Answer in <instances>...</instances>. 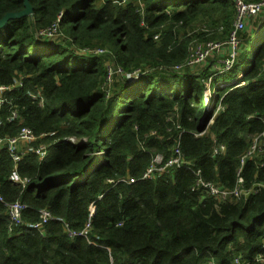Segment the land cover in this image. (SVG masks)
I'll return each instance as SVG.
<instances>
[{
	"label": "trees",
	"instance_id": "16d2710c",
	"mask_svg": "<svg viewBox=\"0 0 264 264\" xmlns=\"http://www.w3.org/2000/svg\"><path fill=\"white\" fill-rule=\"evenodd\" d=\"M29 2L31 14L0 26V85L12 86L1 134L26 126L38 136L17 167L0 149V195L27 205L12 225L0 200V264H228L264 252V187L254 188L264 182V153L240 168L264 131V12L251 32L237 30L242 51L225 68L215 55L187 60L195 42L229 40L232 0ZM24 7L0 0V19ZM53 23L55 40L39 34ZM178 142L191 163L144 178L154 155L170 157ZM216 142L226 149L213 155ZM41 143L51 144L42 160ZM198 169L227 188L241 178L251 191L225 201L201 195ZM40 209L56 218L43 232L32 227ZM88 221L86 236L64 226L81 232Z\"/></svg>",
	"mask_w": 264,
	"mask_h": 264
},
{
	"label": "built area",
	"instance_id": "2783aa9c",
	"mask_svg": "<svg viewBox=\"0 0 264 264\" xmlns=\"http://www.w3.org/2000/svg\"><path fill=\"white\" fill-rule=\"evenodd\" d=\"M232 1L235 3L237 10L234 21V29L230 34L231 38L232 37L234 38L236 36L237 30H239L244 26L245 19L248 16L256 15L260 13L262 10H264L263 9L264 0H261L259 2H247L245 0H232ZM57 27H58L57 23H53L51 26L42 29L39 32V34L44 37H53L55 35H58ZM221 45L222 42H218L214 40H210L207 42H195L194 45L190 47V54L187 60V64L195 65L204 62L209 57L214 56L217 50L221 47ZM95 52L101 53L104 52V49L101 48L96 49ZM232 62L233 60L231 61L229 57L221 61V63H224L225 68H229ZM179 66L181 65H178V67ZM214 68L217 69L219 68V66L214 65ZM15 84L19 85L20 81L17 79L15 81ZM10 90H12V86L0 85V149L7 148V150L10 152L11 156L13 157L15 166L17 167L18 162H20L23 159V157L27 154L29 150L33 149L32 142L38 140V136L29 127L26 126H23L16 135H9L6 133L1 134V127L3 124L1 117L2 106L5 103L8 104L11 103V100L6 95V93ZM31 96L34 99H38L39 104L43 105L44 97L42 96V94L33 93L31 94ZM17 118H19V112L16 108H14L11 110L7 119L12 121ZM50 145H51L50 143L47 144L41 143L35 149V153L39 156L40 160L44 159L49 154ZM225 149L226 146L224 144L216 142L212 148V154L213 155L219 154L221 152H224ZM262 153H264V131L257 133L251 138L249 147L242 154L240 158V164H241L240 168H242L243 165L249 159H252L256 156H260ZM190 163H191L190 161L185 159V156L178 142L176 145H174L173 154L170 157L166 158L163 153L155 154L151 164L147 168L143 177L144 178L154 177L155 175L157 176L158 174H162L163 172H169L175 166L182 167L185 164L189 165ZM195 175H196V181L194 188H196L197 190H201L200 193L201 195L202 194L212 195L215 198H217L219 201H225L229 198H239L242 195L247 196L251 191V190H245L243 186V180L241 178L238 180L236 186H234L233 188H227L214 181L204 179L199 169L195 172ZM11 179L14 182L23 184L24 186L29 181L28 178H22L16 172L11 176ZM130 181H134V178L130 179ZM260 187H264V182L257 183L254 188H260ZM0 200H3V202L8 208L12 225L22 224L23 223L22 213L23 210L27 208V205L19 200L13 202H6L1 195H0ZM90 209L92 215L93 212L95 211L94 203L91 204ZM39 212H40V220L36 223H33L32 227L43 232V225L51 220H55L56 218L47 209H40ZM64 226L67 229V231L71 234V236H75V235L86 236L87 230L91 228V222L88 221L86 223L85 229L82 230L81 232H75L70 230L69 225L66 222H64ZM10 228L12 227L10 226ZM262 247H264V243L262 244ZM262 261H264V252H258L252 258V260H248V259L243 260L242 255L237 254L232 258V260L228 264H255V262L256 264H260ZM207 263L218 264L214 257H211Z\"/></svg>",
	"mask_w": 264,
	"mask_h": 264
},
{
	"label": "rangeland",
	"instance_id": "374dc122",
	"mask_svg": "<svg viewBox=\"0 0 264 264\" xmlns=\"http://www.w3.org/2000/svg\"><path fill=\"white\" fill-rule=\"evenodd\" d=\"M263 12L264 11L262 10L259 13L258 16L254 17V18H251V19L249 18L250 16H248L245 19L244 27H242L243 30L244 31H247V32H251L252 31L253 23L254 22H257V19L258 20L260 19V17L262 16L261 14ZM217 23H218V26H222V21H221V18L220 17L217 18ZM258 23H259V21H258ZM258 23H257V25H258ZM221 30H222V28H221ZM52 40H55V36L53 37ZM239 41H240V39H239V37H237V34H236V36L234 38L233 37L231 38V36H229V40H225L224 42H222L221 47L217 50V52L215 53V56L213 57V59L215 58V60H216L217 63H221L222 60H224L225 58L229 57L231 59V61H232L233 60V57L236 58L237 55L242 51V47L239 44ZM207 61L208 60H206V62ZM109 82H110V80L108 79V83ZM209 85H210V82H208L207 88H206V91H205L206 94H207V97H206L205 102L209 99L208 97H210V86ZM22 146H23V144H22Z\"/></svg>",
	"mask_w": 264,
	"mask_h": 264
},
{
	"label": "water",
	"instance_id": "95a60500",
	"mask_svg": "<svg viewBox=\"0 0 264 264\" xmlns=\"http://www.w3.org/2000/svg\"><path fill=\"white\" fill-rule=\"evenodd\" d=\"M24 8L17 12H9L0 19V26L4 25L10 18H17L24 15H29L33 11V7L29 0H24Z\"/></svg>",
	"mask_w": 264,
	"mask_h": 264
}]
</instances>
